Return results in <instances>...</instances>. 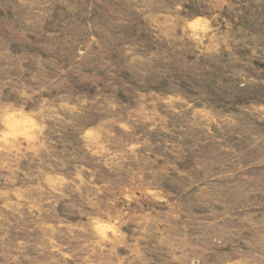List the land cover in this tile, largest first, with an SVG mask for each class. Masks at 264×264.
Segmentation results:
<instances>
[{
    "label": "rangeland",
    "instance_id": "374dc122",
    "mask_svg": "<svg viewBox=\"0 0 264 264\" xmlns=\"http://www.w3.org/2000/svg\"><path fill=\"white\" fill-rule=\"evenodd\" d=\"M0 264H264V0H0Z\"/></svg>",
    "mask_w": 264,
    "mask_h": 264
}]
</instances>
